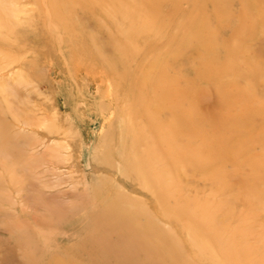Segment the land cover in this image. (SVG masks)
Segmentation results:
<instances>
[{
	"label": "rangeland",
	"instance_id": "rangeland-1",
	"mask_svg": "<svg viewBox=\"0 0 264 264\" xmlns=\"http://www.w3.org/2000/svg\"><path fill=\"white\" fill-rule=\"evenodd\" d=\"M0 264H264V0H0Z\"/></svg>",
	"mask_w": 264,
	"mask_h": 264
}]
</instances>
